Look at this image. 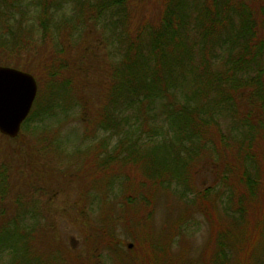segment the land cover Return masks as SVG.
I'll return each instance as SVG.
<instances>
[{
    "label": "trees",
    "instance_id": "trees-1",
    "mask_svg": "<svg viewBox=\"0 0 264 264\" xmlns=\"http://www.w3.org/2000/svg\"><path fill=\"white\" fill-rule=\"evenodd\" d=\"M33 5L41 33L25 38L29 58H41L55 98L65 103V88L91 78V132L103 134L91 143V175L143 163L141 176L124 174L143 184L145 201L148 185L198 201L209 228L204 264H264V0ZM60 8L69 13L53 22ZM14 9L21 0H0V65L21 67L9 58L24 38L23 27L10 29Z\"/></svg>",
    "mask_w": 264,
    "mask_h": 264
},
{
    "label": "rangeland",
    "instance_id": "rangeland-1",
    "mask_svg": "<svg viewBox=\"0 0 264 264\" xmlns=\"http://www.w3.org/2000/svg\"><path fill=\"white\" fill-rule=\"evenodd\" d=\"M26 2L31 10L24 7ZM34 5L33 0H21L24 13L14 9L10 20L11 30L23 27L21 48L9 56L22 68L6 66L33 75L37 90L31 109L37 103L16 137L0 133V212L5 210L0 264H136L154 259L159 264L168 259L174 264H204L209 228L198 201L149 185L145 188L150 198L145 201L143 184L127 182L124 174L133 170L143 174L144 164L134 160L91 175V143L102 134L93 138L91 132V78L65 88V103L55 98L57 86L41 58H29L25 41L41 33L36 27L41 7ZM67 10L55 11L53 22ZM85 44L91 54V33ZM47 109L55 115L45 119L40 114ZM124 193L134 198L123 200ZM179 222L181 226L173 230ZM171 232L167 256L164 242Z\"/></svg>",
    "mask_w": 264,
    "mask_h": 264
},
{
    "label": "water",
    "instance_id": "water-1",
    "mask_svg": "<svg viewBox=\"0 0 264 264\" xmlns=\"http://www.w3.org/2000/svg\"><path fill=\"white\" fill-rule=\"evenodd\" d=\"M36 81L32 74L0 65V133L16 137L28 116L36 96ZM131 244L128 245L130 247Z\"/></svg>",
    "mask_w": 264,
    "mask_h": 264
}]
</instances>
